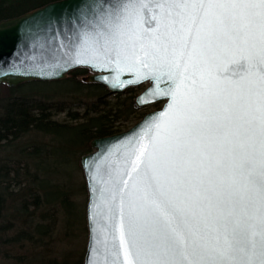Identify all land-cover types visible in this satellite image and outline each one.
I'll return each mask as SVG.
<instances>
[{
    "label": "water",
    "instance_id": "obj_1",
    "mask_svg": "<svg viewBox=\"0 0 264 264\" xmlns=\"http://www.w3.org/2000/svg\"><path fill=\"white\" fill-rule=\"evenodd\" d=\"M162 0H151V4ZM99 0H58L31 10L20 16L0 21V84L16 87L29 82H54L64 80L75 69L89 71L80 79L84 83L104 86L109 94H125L128 89L147 83V87L134 99L135 109L161 102L159 109L146 113L127 131L93 139L91 153L82 155L78 166L82 171L85 189L86 244L82 264H125L124 246L120 244V226L130 240L129 227L134 221L135 244L129 247L131 258L143 264H153L157 259L183 260L180 255L157 256L163 245L161 225L157 223L151 204L142 191L134 190L133 180H128L131 160L141 145L151 153L158 147L156 166L161 179L168 171L175 151L173 139L176 122L171 93L175 81L170 78L168 61L171 49H165L163 41L153 47L145 42L143 66L135 57L141 56L139 45L127 50V59L118 58L115 51L102 47L104 37L96 35L90 14ZM99 11V9H97ZM158 9L150 7V17ZM87 14V19L84 15ZM155 27L154 23L146 25ZM114 47V46H113ZM203 70L204 83L209 92L225 87L215 83L211 76L219 74L223 80H234L237 71L227 59L221 57L210 67L189 66L187 75ZM250 79H256L253 74ZM213 116L223 115V101L213 102ZM159 125V128H157ZM229 139H233L229 137ZM191 154L182 152L185 159L192 156L194 165L185 179L191 180L187 190L193 197L190 224L200 233L202 242L210 249L224 246L225 239L232 249L225 261L235 264H264V239L260 230V202L257 194L246 195L242 191L240 169L242 155L237 147L234 152L225 143L224 130L203 129L199 150ZM200 152L207 153L206 156ZM179 167V165H175ZM235 178V182H233ZM128 187L125 188L124 181ZM209 189L210 200H198L195 192ZM220 194L219 196L217 194ZM239 222V223H237ZM139 253V254H138ZM219 259L217 256L206 257Z\"/></svg>",
    "mask_w": 264,
    "mask_h": 264
},
{
    "label": "snow or ice",
    "instance_id": "obj_2",
    "mask_svg": "<svg viewBox=\"0 0 264 264\" xmlns=\"http://www.w3.org/2000/svg\"><path fill=\"white\" fill-rule=\"evenodd\" d=\"M150 7L159 11L147 17ZM90 14L96 35L104 37L105 54L115 51L118 58L127 59V50L139 45L141 56L135 59L143 66L141 57L148 56L145 42L155 47L157 41H163L165 49L172 52L168 72L176 84L171 93L174 104L170 106L175 109L176 122L174 158L168 168L171 175L161 179L155 162L159 149L154 146L150 153L146 145L140 146L127 173L128 180H133L135 173L132 187L142 191L161 225L164 243L156 255L183 257L181 261L157 259L153 264H235L223 259L232 249L227 238L223 247L210 250L189 222L193 197L187 190L191 180L185 177L194 161L191 155L185 159L181 153L191 154L193 141L199 150L203 129H211L214 124L217 132L224 130L230 151L238 147L242 152L237 165L242 191L248 196L258 193L260 235L264 239V0H162L154 5L151 0H99ZM150 23L155 27L146 26ZM221 57L237 69L234 80H223L219 74L211 76L209 72L211 80L225 84L224 88L209 92L203 70L187 75L189 66L203 69ZM253 74L254 80L250 79ZM214 101H223V115L219 117L211 115ZM124 185L128 187L127 180ZM200 185L196 198L210 200L203 180ZM121 219L125 264H143L132 259L129 250L135 244L134 221L128 240ZM209 256L219 259H206Z\"/></svg>",
    "mask_w": 264,
    "mask_h": 264
},
{
    "label": "trees",
    "instance_id": "obj_3",
    "mask_svg": "<svg viewBox=\"0 0 264 264\" xmlns=\"http://www.w3.org/2000/svg\"><path fill=\"white\" fill-rule=\"evenodd\" d=\"M54 1L58 0H0V21ZM87 73L77 69L70 76L75 84L82 85L85 83L79 76ZM2 87L13 94L20 86ZM34 95L53 96L38 92L9 96L0 116V152L14 148L13 143L29 132L51 134L54 142L46 149L37 148V143L21 146L13 152L17 156L0 160V258L7 264H82V248L78 259L76 255L59 259L50 253V241L59 222L56 211L64 214L62 222L66 228L76 225L78 219L75 205L67 197L70 182L62 179L67 173L61 163L67 161L49 159L60 154L74 161L89 152L92 139L121 132L123 122L139 111L133 107V95L107 101L105 95L98 94L81 114L68 111L64 121H57V112L53 113L45 102L27 98ZM80 186L86 193L84 182ZM81 220L84 227L83 212Z\"/></svg>",
    "mask_w": 264,
    "mask_h": 264
},
{
    "label": "rangeland",
    "instance_id": "obj_4",
    "mask_svg": "<svg viewBox=\"0 0 264 264\" xmlns=\"http://www.w3.org/2000/svg\"><path fill=\"white\" fill-rule=\"evenodd\" d=\"M86 75V74H85ZM84 76V75H82ZM79 76V79L82 77ZM146 87V84H143L141 86H137L134 88H130V93L125 94H108L107 90L103 88L100 85L95 84H75L74 79H71V76L69 75L62 81H56V82H31L26 83L16 90L13 91V94H10L8 90L5 87L0 86V116L3 115V108L6 105V102L8 101L9 96L16 97L17 95H25L27 93H44L46 95H53V96H40L36 97L34 96H27V98L30 99L33 98L36 102L43 101L46 103V106L50 107L52 112H57L54 119L57 121H64V117L68 111H77L80 114L84 111V109L90 105L92 102H94L97 99V95H105L107 101H113L115 97L119 98H125L128 96L133 95L132 99L135 98V96L141 92ZM161 103L151 104L149 106H145L143 108L138 109L139 113L135 114V117L133 116L131 119L124 121L121 129L122 131H125L129 128H131L135 123H137L142 115L144 116L146 113L156 110L160 108ZM63 108L64 111H58L59 108ZM140 113L142 115L140 116ZM121 131V132H122ZM93 140V139H92ZM91 140V141H92ZM52 135L51 134H42L38 132H29L28 134L22 136L18 139V141H15L13 145H15L14 148H9L7 150H2L0 152V160L8 155L17 156V153H13L18 147L21 146H28L30 144L37 143V148L42 147L43 149H46L49 146V144L53 143ZM41 145V146H40ZM10 153H9V152ZM93 151L90 147L89 143V152ZM88 152V153H89ZM13 153V154H11ZM87 154V153H86ZM84 155V154H83ZM82 156V155H81ZM78 159H73L72 161L70 157L67 155L66 157L64 155L56 156V158H50L51 162H59L66 160L67 162L63 161L61 165L64 167V170L66 171V176L62 178L63 180L66 179V181L70 182V190L67 192V197L69 201H71L75 205L76 210V217L78 219V223L72 226H69L70 228L64 227V224L62 222L64 218V214H62L59 210L56 211L58 213L56 215V218L59 219V222L56 225V228L53 231V239L50 241L51 244V255L56 258H63V257H69L76 255V259L79 258L81 248L83 250L85 249V242H86V229H85V220H84V227L82 224V212L84 215V208L86 204V193H82L81 190V184L84 182L82 171L78 167ZM75 162V163H74ZM83 258V256H82ZM0 264H7L6 261H4L2 258H0Z\"/></svg>",
    "mask_w": 264,
    "mask_h": 264
}]
</instances>
